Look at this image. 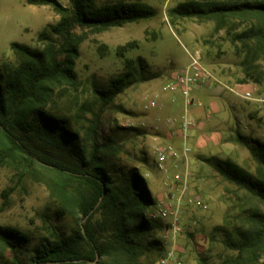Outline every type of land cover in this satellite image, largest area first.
<instances>
[{
    "label": "rangeland",
    "instance_id": "1",
    "mask_svg": "<svg viewBox=\"0 0 264 264\" xmlns=\"http://www.w3.org/2000/svg\"><path fill=\"white\" fill-rule=\"evenodd\" d=\"M59 1L71 7L70 0ZM186 1L95 0L99 6L137 2L153 7L156 15L101 31L76 26L72 33L81 37L74 66L77 80L56 88L48 108L67 119L88 148L94 141L106 144L101 155L112 168H136L145 179L156 200L148 215L163 224L153 236L163 249L144 255L138 264H155L169 249H174L184 264H264V240L255 255L234 245L243 238L241 233L264 226V202L247 188L228 181L216 166V160L228 161L252 179L264 177L248 147L236 140L240 133L264 142V55L250 61L257 42L252 39L246 45L240 38L257 21L251 16L229 17L219 27L216 19L184 17L174 11ZM59 19L51 5L0 0L1 67L17 65L12 42L44 49L48 43L40 40L39 34ZM261 26L264 28V22ZM54 38L60 43L58 36ZM195 50L215 78L193 91L190 109L202 107L203 116L198 118L189 110L197 126L193 135L191 131L194 140L187 159H169L161 169L157 148H182L178 134L180 145L165 140L166 126L178 130L185 112L181 94L183 109L176 114L166 112L165 97L178 93L166 89V83L183 70L189 63L188 52ZM125 73L129 76L124 91L105 103L97 90ZM196 91L210 98L203 103L195 97ZM247 91L252 92V99L243 96ZM97 115L98 136L93 138L88 127ZM60 181L51 167L39 163L10 159L0 167V228L18 229L27 236L18 239L16 256L0 240V264H32L35 246L54 240L55 232L68 234L76 227L68 196L77 184L70 182L61 190ZM163 203H179L181 232L165 231L172 218L158 215Z\"/></svg>",
    "mask_w": 264,
    "mask_h": 264
},
{
    "label": "trees",
    "instance_id": "2",
    "mask_svg": "<svg viewBox=\"0 0 264 264\" xmlns=\"http://www.w3.org/2000/svg\"><path fill=\"white\" fill-rule=\"evenodd\" d=\"M70 2L71 7H67L59 0H27L29 5H51L60 19L39 34V39L48 43L44 49L12 42L17 65L10 69L0 65V167L10 159L39 163L51 167L61 177L58 184L61 190L70 182L77 184L68 196L76 227L68 234L55 232L54 240L35 246L32 264H138L144 255L163 249L162 242L153 236L163 224L148 215L156 200L145 179L136 168H112L101 155L106 144L94 141L88 148L80 135L71 130L68 120L49 109L48 104L56 88L77 80L74 66L81 37L72 33L76 26L101 31L153 17L156 10L137 2L103 6L95 0ZM174 11L184 17L216 19L219 27L229 17L251 16L257 24L240 38L246 45L252 39L257 42L250 61L264 55L261 26L264 0L218 3L188 0ZM55 36L60 38V43ZM128 76L125 73L112 79L106 88L97 90L105 103L124 91ZM98 128L97 115L90 121L89 136L96 138ZM236 140L248 147L264 175V142L240 133ZM216 166L228 181L247 188L264 202V177L252 179L241 167L228 161L216 160ZM261 227L241 233L243 238L234 245L255 255L264 240V226ZM0 233V240L16 256L18 239L27 236L14 228H0Z\"/></svg>",
    "mask_w": 264,
    "mask_h": 264
},
{
    "label": "built area",
    "instance_id": "3",
    "mask_svg": "<svg viewBox=\"0 0 264 264\" xmlns=\"http://www.w3.org/2000/svg\"><path fill=\"white\" fill-rule=\"evenodd\" d=\"M189 63L173 76L166 83V89L171 91H179L185 100V112L179 122L178 133L181 138L182 148L178 149L172 145L160 146L156 150L158 166L165 168V164L169 159L181 160L187 159L191 152V131L197 126L195 118L190 114V105L193 102V91L205 85H208L215 78L214 75L204 66L201 54L198 50L188 52ZM247 99H252V92L247 91L243 95ZM184 188L182 194L185 192ZM181 194V196H182ZM193 200L190 199V202ZM180 203V202H179ZM179 203L173 204L163 203L158 209V215L162 218L171 217L170 225L165 228L166 232L177 234L182 231V223L179 216ZM155 264H184L174 249L166 250L155 262Z\"/></svg>",
    "mask_w": 264,
    "mask_h": 264
},
{
    "label": "crops",
    "instance_id": "4",
    "mask_svg": "<svg viewBox=\"0 0 264 264\" xmlns=\"http://www.w3.org/2000/svg\"><path fill=\"white\" fill-rule=\"evenodd\" d=\"M194 95H195V97L200 98V101H202L203 103L210 98L209 97L207 99L206 93L205 92H202V91H196L194 93ZM165 100H166V112H168L170 114H176V113H179L183 109V98L180 95V92L179 91L176 94L167 95L165 97ZM201 109H202V107L193 105V106H191L190 112L194 116H196L198 118H201L203 116V114L200 111ZM172 132H173V134H172ZM177 134L179 135L178 130H177V127H175L172 130H170L166 126L165 140L167 142H172L175 145H180V138L177 136ZM192 135H193V131H192ZM191 140L193 142V140H194L193 137L190 138V141Z\"/></svg>",
    "mask_w": 264,
    "mask_h": 264
}]
</instances>
